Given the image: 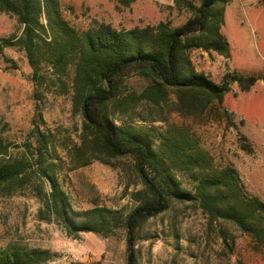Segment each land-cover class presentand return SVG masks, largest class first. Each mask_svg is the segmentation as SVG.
<instances>
[{
    "label": "rangeland",
    "instance_id": "374dc122",
    "mask_svg": "<svg viewBox=\"0 0 264 264\" xmlns=\"http://www.w3.org/2000/svg\"><path fill=\"white\" fill-rule=\"evenodd\" d=\"M189 1L199 5V0ZM60 2L66 18L83 30L95 22L119 30L161 22L182 28L191 19V12L180 9L175 0ZM21 33L16 17L0 12V39ZM222 33L230 45V59L193 50L189 55L196 71L216 83L235 71L264 79V6L260 1L231 0ZM31 76L25 52L17 46L5 48L0 55V131L9 153L14 157L26 153L34 173L22 187L0 185V249L15 244L46 252L50 259L42 264H127V235L122 226L109 237L87 233L74 240L66 234L39 197L38 190L49 191L50 183L38 169L56 174L74 210L105 206L124 219L139 205L138 194L146 191L134 157H102L107 162L103 163L94 159L89 147H83L90 155L75 161L82 154L76 150L82 147L84 118L73 107L69 86L67 94H48L45 103H40L52 149L46 162H36L29 151L38 103ZM146 84L135 73H126L121 86L129 94L140 93ZM231 88L223 104L216 102L203 113L184 109L169 90L161 106L141 102L129 113L119 111L113 118L160 132L171 126L190 129L217 165L235 167L248 193L264 201V80L247 92H241L236 83ZM85 161L89 162L81 166ZM184 182L191 189L187 178ZM135 233L138 264H264V254L255 250L249 236L230 223L210 222L193 202H173L165 213L142 222Z\"/></svg>",
    "mask_w": 264,
    "mask_h": 264
},
{
    "label": "trees",
    "instance_id": "16d2710c",
    "mask_svg": "<svg viewBox=\"0 0 264 264\" xmlns=\"http://www.w3.org/2000/svg\"><path fill=\"white\" fill-rule=\"evenodd\" d=\"M259 1L264 6V0ZM230 2L199 0L196 5L189 0H175L180 9L191 12V19L182 28L161 22L119 30L95 22L83 30L66 18L60 0H0V12L16 17L22 27L21 35L0 39V55L5 48L17 46L25 52L32 69L38 101L29 134L32 158L46 162L52 149V136L45 127L40 103H45L48 94H67L70 86L73 107L84 118L85 132L82 147L76 150L82 154L75 161L90 155L83 147H89L94 159L103 163L107 162L102 157H134L146 189L138 194L139 205L124 219L99 205L79 212L72 207L56 174L38 169L50 183L49 191L38 190L39 197L70 238L81 240V235L87 233L109 237L122 226L127 235V264H138L135 232L139 225L168 211L173 202H193L210 222L234 225L252 239L257 252L264 254V201L248 193L235 167L217 165L200 137L184 126L160 132L155 127L119 123L113 118L119 111L129 113L141 102L161 106L169 90L175 92L184 109L195 108L203 113L216 102L223 104L233 83L241 92H247L264 80L235 71L216 83L197 72L191 61L189 53L193 50L215 52L230 59V45L222 33ZM126 73H135L147 82L140 93L123 92L122 77ZM33 169L26 153L22 157L9 153L0 131V185L22 187ZM185 178L191 189L185 186ZM49 259L46 252L20 245L0 249V264H42Z\"/></svg>",
    "mask_w": 264,
    "mask_h": 264
}]
</instances>
